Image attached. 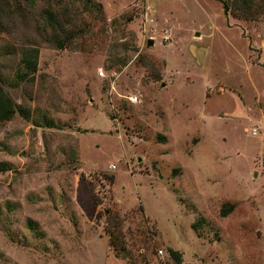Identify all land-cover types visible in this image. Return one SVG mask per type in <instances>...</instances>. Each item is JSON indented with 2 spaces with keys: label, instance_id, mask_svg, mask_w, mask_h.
I'll return each mask as SVG.
<instances>
[{
  "label": "rangeland",
  "instance_id": "rangeland-1",
  "mask_svg": "<svg viewBox=\"0 0 264 264\" xmlns=\"http://www.w3.org/2000/svg\"><path fill=\"white\" fill-rule=\"evenodd\" d=\"M95 1L97 19L73 0L80 34L6 87L28 119L0 121V264H264V0Z\"/></svg>",
  "mask_w": 264,
  "mask_h": 264
},
{
  "label": "trees",
  "instance_id": "trees-1",
  "mask_svg": "<svg viewBox=\"0 0 264 264\" xmlns=\"http://www.w3.org/2000/svg\"><path fill=\"white\" fill-rule=\"evenodd\" d=\"M39 9L33 12L32 6L35 0H0V34H10L14 27L22 30V34L16 39V43L0 42V57L16 56L17 63L14 68L13 77L7 78L5 73H0V121L11 119L14 114L28 119V109L14 101L9 95L6 87H16L20 83L32 80L36 72L37 56L42 45L62 49L69 47L72 39L80 34L81 30L69 28V10H72L70 3L73 0H38ZM250 0H240L241 4H247ZM223 12L227 10V3L220 1ZM87 12L93 14V18H98L102 13L101 4L95 0H81L80 10L77 13ZM66 17V18H65ZM14 20V22H13ZM17 23L15 25L14 23ZM11 81V82H10ZM44 126H54L52 122L44 123ZM7 169L4 162H0V171ZM108 185H112L113 176L102 174ZM232 208L231 204L222 203L219 207V214L224 216ZM104 217V232L107 234V247L115 257L129 258L123 245L121 233L118 228L120 219L116 213L111 214L107 209ZM110 220L111 224L108 225ZM203 218L197 217L191 228L196 229L202 224ZM30 228L35 227V223L27 221ZM168 255L174 262L180 261V254L176 250L166 248Z\"/></svg>",
  "mask_w": 264,
  "mask_h": 264
},
{
  "label": "built area",
  "instance_id": "built-area-1",
  "mask_svg": "<svg viewBox=\"0 0 264 264\" xmlns=\"http://www.w3.org/2000/svg\"><path fill=\"white\" fill-rule=\"evenodd\" d=\"M130 102H135L137 100L136 96H129L127 97ZM110 168H114L113 164L109 165Z\"/></svg>",
  "mask_w": 264,
  "mask_h": 264
},
{
  "label": "water",
  "instance_id": "water-1",
  "mask_svg": "<svg viewBox=\"0 0 264 264\" xmlns=\"http://www.w3.org/2000/svg\"><path fill=\"white\" fill-rule=\"evenodd\" d=\"M152 43V40L150 38L147 39V44H151Z\"/></svg>",
  "mask_w": 264,
  "mask_h": 264
}]
</instances>
